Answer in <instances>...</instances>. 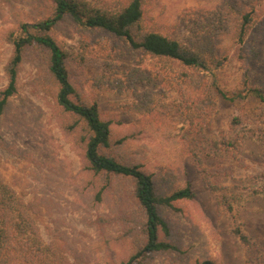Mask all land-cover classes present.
<instances>
[{
	"label": "rangeland",
	"instance_id": "obj_1",
	"mask_svg": "<svg viewBox=\"0 0 264 264\" xmlns=\"http://www.w3.org/2000/svg\"><path fill=\"white\" fill-rule=\"evenodd\" d=\"M84 1L112 11L126 0ZM222 2L147 0L141 28L195 43L196 11L215 13ZM52 9L50 0H0V89L21 25L50 17ZM212 19L209 25L218 27ZM49 33L67 51L79 97L97 103L113 141L123 139L113 146L115 156L152 174L156 187L188 183L193 190L181 210L163 213L181 252L143 254L134 264H264V194L254 192L264 173V144L251 136L264 129V104L247 93H264V24L241 43L220 38L215 52L208 49L202 58L206 68L189 71V78L178 75V83V72L169 73L142 50L86 31L69 17ZM18 75V91L0 120V207L14 217L12 248L34 252L35 261L13 264L125 261L142 244L145 222L130 182L118 181L119 190L96 200L99 184L85 169L83 150L62 128L44 48L25 50ZM228 137L240 138L231 156L204 142Z\"/></svg>",
	"mask_w": 264,
	"mask_h": 264
},
{
	"label": "trees",
	"instance_id": "obj_2",
	"mask_svg": "<svg viewBox=\"0 0 264 264\" xmlns=\"http://www.w3.org/2000/svg\"><path fill=\"white\" fill-rule=\"evenodd\" d=\"M50 1L53 7L51 16L38 22L22 24L21 35L12 40V54L4 66L6 84L0 89V120L10 98L18 91V73L25 50L34 46L44 48L47 51L48 75L56 86L54 99L63 120L62 128L83 150L85 169L99 184L95 193L96 200L100 201L112 187L119 190L116 183L127 179L132 186L131 194L136 209L145 219L142 244L132 250L125 261L118 264H134L143 254L181 252L179 246L169 239L170 224L163 213L177 212L181 210L184 202L193 198L194 193L190 184L185 183L183 186L175 184L169 188L156 187L152 174L145 173L137 165H130L115 156L113 146L116 143L121 144L123 139L113 141L110 124L100 117L97 103L85 102L79 97L69 79L66 67L67 51L49 32L61 19L69 17L86 31H102L125 41L133 50H142L144 54L160 61L163 68H170L169 73L171 69L176 74L178 72L175 82H180L179 77H188V73L192 75L189 71L206 68L202 58L208 53V49L215 50L220 38H226L232 43L233 41L241 43L253 29L256 30L259 25L264 24V0H223L215 13H205L202 8L197 10L200 36L195 43L189 40L188 44L171 39L155 28L149 30L141 28L147 0H126L117 10L112 11L92 7L84 0ZM212 18L215 20L217 18L218 27L213 25ZM204 20L207 21L206 24H203ZM212 21L213 23L209 25ZM203 36L208 39H201ZM247 93L264 104V93L258 88L249 89ZM231 123L232 126L237 125L238 118L234 117ZM251 136L264 144V129L257 134L252 132ZM239 140L240 138L228 137L220 140L206 139L204 142L211 148L231 156L236 153ZM258 180L259 184L254 192L264 194V173ZM207 182L212 190L219 189L209 180ZM3 209L1 206L0 264L34 260V252L23 255V251L12 248L16 241V236L12 234L14 217L10 209L7 211ZM227 209L231 210L229 203ZM238 234L243 242H247L244 234L240 232ZM26 239L30 240L29 237Z\"/></svg>",
	"mask_w": 264,
	"mask_h": 264
}]
</instances>
